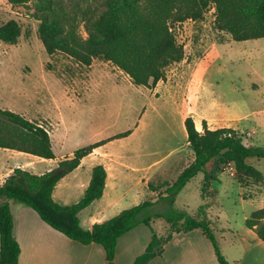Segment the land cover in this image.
I'll use <instances>...</instances> for the list:
<instances>
[{
	"label": "rangeland",
	"instance_id": "rangeland-1",
	"mask_svg": "<svg viewBox=\"0 0 264 264\" xmlns=\"http://www.w3.org/2000/svg\"><path fill=\"white\" fill-rule=\"evenodd\" d=\"M59 1L72 12L99 8L104 0ZM36 5L37 0L15 7L0 0V26L14 19L22 28L16 45L0 41V108L43 125L58 158L132 130V135L110 141L103 148L115 156L114 162L105 164L116 175L111 179L116 186L112 193L125 194L121 210L156 199L147 181L154 185L174 182L192 161L184 125L189 116L202 122L206 116L212 128L232 127L245 144L264 146V38L234 41L215 28L212 8L203 21L174 27L177 41L184 47V60L168 67L166 80L149 89L133 85L110 62L95 59L87 68L62 53L50 56L37 35ZM80 33L88 37L83 25ZM199 128L203 130L202 123ZM17 153L0 148V169L30 162ZM95 161V157L88 158L58 190L55 200L63 205L77 203ZM47 166L37 162L26 170L39 174ZM207 167L210 182L221 183L217 195L208 187L204 193L209 198H204L201 172L177 196L174 207L193 213L205 199L217 197L209 211L221 220H213L212 228L229 224L236 231L245 229V220L264 208V159L249 158L240 166L230 152H224ZM11 204L14 212L26 207L14 201ZM115 210H106L104 216ZM81 219L85 228L90 217L84 213ZM168 234L164 232L162 237Z\"/></svg>",
	"mask_w": 264,
	"mask_h": 264
},
{
	"label": "trees",
	"instance_id": "trees-1",
	"mask_svg": "<svg viewBox=\"0 0 264 264\" xmlns=\"http://www.w3.org/2000/svg\"><path fill=\"white\" fill-rule=\"evenodd\" d=\"M32 0H8L12 6H25ZM214 9V25L228 33L234 41L264 38V0H104L96 9L69 12L59 0H37L34 17L40 22L37 35L46 52L62 53L79 65L90 68L95 59L112 63L126 74L133 85L154 89L167 77V68L184 60V47L178 43L174 27L187 21H203ZM84 26L87 38L80 33ZM22 35L18 21L11 19L0 26V41L16 45ZM187 143L193 152L192 161L174 182L150 183L151 192H159L156 200H144L90 230L81 226L79 214L102 198L107 171L103 165L92 170V177L83 197L75 204L63 205L54 199L58 183L76 170L94 149L110 141L130 136L132 130L115 135L74 151L71 158L38 175L15 168L0 186V264H20L21 247L16 238L10 201L34 210L40 219L68 239L82 245L99 244L108 264H116L118 240L126 233L162 219L171 225L168 236L154 233L152 243L134 264H148L161 255L163 246L176 233L203 231L211 241L219 264H232L222 254L215 234L205 220L174 207L177 196L188 182L224 152H230L238 165L249 158L264 159V146L247 145L239 131L223 127L196 128L189 116L184 121ZM0 148L54 159L55 153L48 130L11 110L0 108ZM212 177L206 174L205 188ZM246 228L256 232L264 242V208L254 211L245 220Z\"/></svg>",
	"mask_w": 264,
	"mask_h": 264
},
{
	"label": "crops",
	"instance_id": "crops-1",
	"mask_svg": "<svg viewBox=\"0 0 264 264\" xmlns=\"http://www.w3.org/2000/svg\"><path fill=\"white\" fill-rule=\"evenodd\" d=\"M204 118L210 129L223 128H212L209 121L210 118L206 116ZM194 121L196 128L201 131L199 124L202 123V121L197 120L196 118H194ZM105 145L106 144L94 149L90 155L86 156L76 170L68 174L58 183L53 194L55 199L58 190L67 183L72 174L83 168L82 166L88 158L95 157L97 158V161L92 164L90 168L91 172L89 171L86 175V183L84 182L85 184L83 185V189H85L84 193L91 181L93 168L97 165H103L105 167L107 171V180L102 198L93 202L79 214L82 228V215L85 213L90 217L88 225L83 228L85 230H90L95 223H101L111 219L123 211L121 210L122 206L120 202L125 194L122 193L118 195L117 191L115 194L112 193V191L116 189V186L115 184H112L111 179L116 178V175L114 173L112 174L110 171L111 167L105 164L106 161L114 162L115 156L104 151L103 148ZM73 154L74 152L69 156L63 155L60 158L55 154L56 157L54 159H44L28 153L19 152L17 153L18 156L30 158V162L27 164H14L15 166L13 169H9L8 167L0 169V186L15 168L26 170L37 164V162L48 163L49 166H47L46 170H42L38 174L41 175L54 169L61 160L71 158ZM31 156H34V158ZM32 160H35V162H32ZM30 163H32V165ZM120 166L123 168L122 164H120ZM205 170L204 178L202 180V194L204 198L208 199L209 197L204 193V187L206 186L205 178L207 173L208 175L211 173L208 167H206ZM136 182L137 185H139L138 180ZM142 183L143 182L141 181L140 185ZM214 183H210V188L212 187L217 195V188L221 183L218 181H216V184ZM146 184L148 187L150 182L147 181ZM108 190L111 191L109 195ZM151 194H156L157 199L159 192H151ZM106 199L107 201L105 202L104 200ZM206 199L204 204L197 208L196 212L188 213L197 219L208 222L210 228L216 234L215 237L217 236V242L226 259L232 264H264V242L258 238L256 232L248 228L236 231L229 224L217 229L212 228L213 220L216 219L217 222H220L221 220L219 216L215 217L210 215L209 211V208L217 200V197L213 200L211 199L212 201H206ZM9 203L14 216V232L21 247L19 259L20 264H24V262L25 264H108L105 250L101 245L95 243L91 245H82L78 242L72 241L43 222L38 214L31 208L19 207L17 212H14L11 201ZM111 209L116 210L113 211L110 216H104L106 210L110 211ZM156 222H158V230L155 228ZM33 223H35L36 227L33 226ZM170 227L171 225L167 224L164 220L157 219L151 224V227L141 225L123 235L118 240L116 247V264H134L135 261L146 252L147 248L152 243L154 233L161 237L164 235V232H170ZM148 264H219V262L211 241L206 237L202 230L197 229L188 233L174 234L163 246L162 254L154 257L148 262Z\"/></svg>",
	"mask_w": 264,
	"mask_h": 264
},
{
	"label": "built area",
	"instance_id": "built-area-1",
	"mask_svg": "<svg viewBox=\"0 0 264 264\" xmlns=\"http://www.w3.org/2000/svg\"><path fill=\"white\" fill-rule=\"evenodd\" d=\"M228 170H229V172H230L232 175H234V173H235V172H234V170H233V168H232V167H229V169H228Z\"/></svg>",
	"mask_w": 264,
	"mask_h": 264
}]
</instances>
